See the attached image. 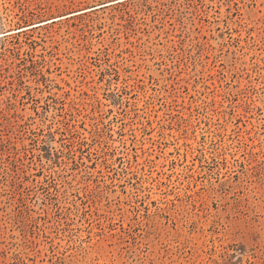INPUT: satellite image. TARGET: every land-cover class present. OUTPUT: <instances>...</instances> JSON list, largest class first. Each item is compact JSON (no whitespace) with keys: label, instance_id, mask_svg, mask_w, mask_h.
I'll list each match as a JSON object with an SVG mask.
<instances>
[{"label":"rangeland","instance_id":"obj_1","mask_svg":"<svg viewBox=\"0 0 264 264\" xmlns=\"http://www.w3.org/2000/svg\"><path fill=\"white\" fill-rule=\"evenodd\" d=\"M117 1L0 0V264H264V0Z\"/></svg>","mask_w":264,"mask_h":264},{"label":"bare ground","instance_id":"obj_2","mask_svg":"<svg viewBox=\"0 0 264 264\" xmlns=\"http://www.w3.org/2000/svg\"><path fill=\"white\" fill-rule=\"evenodd\" d=\"M121 1H125V0H119V1H117V2H121ZM67 17H69V16H67ZM63 18H66V17H63ZM63 18H58V19H54V20H50V21H46V22H44V23H42V24L39 23L38 25H34V26L27 27V28H23V29H20V30L15 31V32L25 31V30H28V29H31V28H34V27H38V26H41V25H45V24H48V23H51V22H53V21H57V20H60V19H63ZM15 32L6 33L5 35L13 34V33H15ZM5 35H4V36H5ZM0 36H3V35H0Z\"/></svg>","mask_w":264,"mask_h":264}]
</instances>
